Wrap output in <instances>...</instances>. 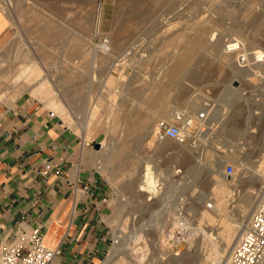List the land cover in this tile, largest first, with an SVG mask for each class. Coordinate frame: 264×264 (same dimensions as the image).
Here are the masks:
<instances>
[{
	"label": "rangeland",
	"instance_id": "1",
	"mask_svg": "<svg viewBox=\"0 0 264 264\" xmlns=\"http://www.w3.org/2000/svg\"><path fill=\"white\" fill-rule=\"evenodd\" d=\"M0 3L11 25L0 102L53 110L102 180L95 264H223L263 184L264 57L249 52H264V0ZM175 110L207 117L185 141L160 137L158 121ZM179 223L194 246L179 248Z\"/></svg>",
	"mask_w": 264,
	"mask_h": 264
},
{
	"label": "crops",
	"instance_id": "2",
	"mask_svg": "<svg viewBox=\"0 0 264 264\" xmlns=\"http://www.w3.org/2000/svg\"><path fill=\"white\" fill-rule=\"evenodd\" d=\"M10 36L0 3V49ZM84 149L45 109L30 101L16 107L0 102V241L38 227L46 244L59 246L50 264H95L106 236L104 193L100 177L88 175ZM46 158L62 172L43 173Z\"/></svg>",
	"mask_w": 264,
	"mask_h": 264
},
{
	"label": "built area",
	"instance_id": "3",
	"mask_svg": "<svg viewBox=\"0 0 264 264\" xmlns=\"http://www.w3.org/2000/svg\"><path fill=\"white\" fill-rule=\"evenodd\" d=\"M233 42L237 44L232 48L239 47L238 40ZM253 52H249V58ZM263 57L264 52L255 54L257 61ZM246 62V54L241 53L239 65L243 66ZM47 113L50 117L55 116L53 110H48ZM206 117L204 110L198 111L197 114H185L175 110L169 119L158 121L157 133L160 137L185 141L193 135L195 124L196 127H203ZM41 171L43 173L52 171L55 174L62 172L59 165L52 163L51 158L44 159ZM224 173L228 176L235 173L232 162L225 164ZM43 237L40 228L31 227L16 231L10 240L0 241V264H50L58 248L46 244ZM225 264H264V176L259 200L251 218L233 244Z\"/></svg>",
	"mask_w": 264,
	"mask_h": 264
},
{
	"label": "bare ground",
	"instance_id": "4",
	"mask_svg": "<svg viewBox=\"0 0 264 264\" xmlns=\"http://www.w3.org/2000/svg\"><path fill=\"white\" fill-rule=\"evenodd\" d=\"M232 40V39H231ZM236 44H237V42H231V43H229V44H227V49H231L232 47H235L236 46ZM232 49H234V48H232ZM225 53V52H224ZM226 53H228V52H226ZM250 57L252 58V59H254L255 58V53L253 52L251 55H250ZM256 59H258V58H255V61H257ZM240 67H242L243 68V66H240ZM29 70V69H28ZM23 73V72H22ZM25 77H22V78H20V80L22 79L23 80V82H25V83H27V84H31L33 81H35L34 80V78H35V75L33 74V73H31V71H30V73L28 72V71H26L25 72ZM22 75V74H21ZM23 76V75H22ZM31 79V80H30ZM31 81V83H29ZM24 84V83H23ZM26 86V85H25ZM184 113V112H183ZM178 171H176V170H174V173H177ZM155 175H159V174H157L156 173V171H155ZM224 175H225V173H224ZM228 176V175H227ZM144 177H145V187H146V189L147 190H149V191H151L152 193H154V194H157V188H156V181L154 180V179H151V177L146 173H144ZM260 194H261V191H260ZM259 200V199H258ZM258 202V201H257ZM257 204V203H256ZM256 206V205H255ZM255 208V207H254ZM254 211V210H253ZM253 211H252V213H253ZM251 213V212H250ZM252 213H251V215H252ZM250 218H251V216H250ZM249 218V219H250ZM246 221H247V216L246 215H244L243 216V218H242V220H240V222H239V224L238 225H241L242 227L244 226V225H246L247 223H246ZM249 221V220H248ZM246 223V224H245ZM179 227H178V230L176 231L179 235H178V237H177V242L179 243V248L180 249H182L183 247H185L186 249H187V247H192V246H194L195 244H196V241L194 240V238L193 237H191V234H190V229L187 227V225H185L184 223H179ZM173 227V226H172ZM245 227V226H244ZM244 229V228H243ZM242 229V230H243ZM173 233H174V231L173 230H170L169 232H168V234L166 235V243H168L169 241H173ZM241 233V232H240ZM240 233H239V235H240ZM238 235V236H239ZM238 238V237H237ZM233 246V245H232ZM232 246H231V248H232ZM230 251H231V249L228 251V254H227V259H228V256H229V253H230ZM164 253H166L165 251H164ZM224 259V258H223ZM227 259L225 258L224 259V261H223V264L225 263V261H227Z\"/></svg>",
	"mask_w": 264,
	"mask_h": 264
},
{
	"label": "water",
	"instance_id": "5",
	"mask_svg": "<svg viewBox=\"0 0 264 264\" xmlns=\"http://www.w3.org/2000/svg\"><path fill=\"white\" fill-rule=\"evenodd\" d=\"M92 144L94 145V147L100 146L99 142H97V141H94Z\"/></svg>",
	"mask_w": 264,
	"mask_h": 264
}]
</instances>
